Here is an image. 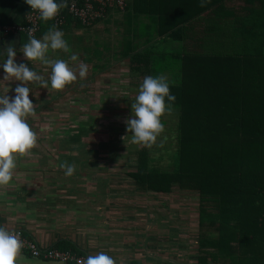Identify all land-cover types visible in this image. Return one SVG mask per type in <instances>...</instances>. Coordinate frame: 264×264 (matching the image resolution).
<instances>
[{
	"label": "crops",
	"instance_id": "crops-1",
	"mask_svg": "<svg viewBox=\"0 0 264 264\" xmlns=\"http://www.w3.org/2000/svg\"><path fill=\"white\" fill-rule=\"evenodd\" d=\"M128 1L129 7L124 12L114 11L89 28L69 30L71 36L78 35L79 46L70 53L61 54L58 50L55 57L63 55L62 59L68 60L71 54H76L78 60L71 63L76 67L80 62L87 64L88 74L84 80L78 79L63 89L77 92L78 97L64 98V103L74 108L66 115L52 113L53 121L71 117L95 126L103 120L117 118L113 121L124 122L125 131L121 133H128L125 121L132 115L131 103L145 76H165L176 81L185 74V67L187 71L198 64L200 67L208 57L238 58L245 72L240 90L248 85L255 90L256 98L249 107L255 110L259 107L258 94L264 91L261 77L264 0H210L204 7L200 6V0ZM29 9L25 0H0V25L24 21ZM13 41L17 62L23 63L22 39L0 36V49L6 51L7 44ZM183 58L188 60L184 62ZM252 58L256 59L254 65H248ZM25 62L34 63V68L35 64H42L26 58ZM3 76L0 69V80ZM20 83L12 85L16 87ZM38 85L35 90L40 88ZM8 86V80L0 81V96L16 95L9 94ZM51 90V101L65 94H61L62 90ZM31 96L36 105L29 122L33 121L32 116L40 115L44 106L38 97L36 100L32 93ZM87 123L82 125L80 133H49L44 139L38 137L43 149L37 144L29 154L18 158L13 181L0 186L2 224L10 230L22 229L47 248L54 247L61 239H70L87 257L103 251L116 264H172L167 257L174 245L170 246L169 240L166 242L168 235L152 232V227L142 225L144 221L140 220L145 216L143 213L150 217L151 210L133 208L134 194L146 191L139 190L130 176L121 177L123 180L118 184L129 181L134 185L132 189H115L111 187L114 183H109L110 178L99 177L104 171L100 170L102 164L107 166L119 150H114L112 143L108 147L100 146L99 130L88 128L84 133ZM68 135H78L79 139L73 144H60V139ZM143 149L135 151L138 158ZM65 161L77 165L71 177L58 167ZM152 202L148 204H157ZM199 241L195 244L196 255L191 258L193 264H198ZM22 264L65 263L32 258L22 252Z\"/></svg>",
	"mask_w": 264,
	"mask_h": 264
},
{
	"label": "trees",
	"instance_id": "trees-1",
	"mask_svg": "<svg viewBox=\"0 0 264 264\" xmlns=\"http://www.w3.org/2000/svg\"><path fill=\"white\" fill-rule=\"evenodd\" d=\"M128 7L127 0V7L116 11L124 12ZM51 25H55L53 20L42 21L34 37L42 39ZM55 26L65 33L71 51H75L79 37L71 36L69 30L84 26L70 16L67 24ZM28 37L18 38L23 44ZM57 52L48 55L51 59H62L63 55L55 57ZM187 60L183 58L184 62ZM238 61V58L208 57L200 67L198 64L189 71L184 68L185 74L174 80L176 86L171 88L177 97L172 111L173 129L179 133L175 162L163 166L162 157H153L144 148L137 168L127 173L139 190L199 200L198 264H264V91L258 94L259 107L256 110L249 107L256 93L249 85L240 90L245 72ZM255 61L252 58L248 65H254ZM261 77L264 84V67ZM75 123L79 120L59 119L57 123L54 121V128L62 133H80L75 132ZM102 123L94 129L100 132V146L108 147L111 138L124 136L121 133L124 129L111 133L116 122ZM78 139V135H68L60 139V144H73ZM52 248L87 257L70 239H61Z\"/></svg>",
	"mask_w": 264,
	"mask_h": 264
},
{
	"label": "clouds",
	"instance_id": "clouds-1",
	"mask_svg": "<svg viewBox=\"0 0 264 264\" xmlns=\"http://www.w3.org/2000/svg\"><path fill=\"white\" fill-rule=\"evenodd\" d=\"M207 2L210 0H200V6L204 7ZM25 3L30 6L31 12L38 13L40 19L46 23L54 20L61 10L70 7V0H25ZM57 50L71 52L65 33L55 25L49 27L42 39L35 38L29 32L28 42L22 44L20 51L26 60L39 61L51 67L50 76L45 79L32 65L30 67L26 63L17 62L14 41L7 44L6 51L0 49V69L4 72L0 81L12 77L21 82L15 88L14 97L0 96V186L9 185L13 181L18 158L29 154L38 144V134L28 121V117L35 113L36 105L29 98L30 93L34 99L38 98L26 86V82H38L41 88L45 89L50 86L54 90H63L78 79L84 80L87 77V64L80 62L76 67L71 63L78 60L76 54H71L68 60L51 59L48 53ZM175 86L176 82L165 76L150 75L143 78L135 101L131 103L132 115L125 121L126 131L131 133V143L147 148L157 144L165 127L163 117L174 110L177 97L172 94L171 88ZM128 137L129 135H126L122 139L125 141ZM58 167L64 170L67 177L73 176L77 169L76 164L67 161L61 162ZM14 230L0 225V264H22L24 244L19 233ZM84 264H116V260L101 251L89 255Z\"/></svg>",
	"mask_w": 264,
	"mask_h": 264
},
{
	"label": "rangeland",
	"instance_id": "rangeland-1",
	"mask_svg": "<svg viewBox=\"0 0 264 264\" xmlns=\"http://www.w3.org/2000/svg\"><path fill=\"white\" fill-rule=\"evenodd\" d=\"M23 59L24 60H22V62L24 61L23 63H26L25 58ZM29 65L33 66L34 63H30ZM35 65L37 66H35L34 70L37 71L38 74L44 76L45 79H48L51 73V69L49 68V66L42 64ZM8 83L9 94L13 95L15 93L16 87H14L12 84L19 83V81H15L14 78L9 77ZM37 84L39 83L28 82L26 86L36 94L40 101H43L44 106L43 108H41L40 115L32 116L33 121L29 123L31 127L37 132L38 137L44 139V137H46V135L49 133H51V135L52 133H56V131L58 133H62L54 128V118H52V113L66 115L68 112H70L74 107L66 105L64 103V98L78 97V93L75 91L74 93H70L68 90H62L61 94H63V92H65V94L62 95L59 99L51 101L49 100L51 99L50 95L52 94V90L50 89V87L49 89L41 88L39 84L38 86H40V88H36L35 90ZM29 98H32L31 93ZM48 101L51 103L46 104ZM107 109L110 111L113 110L112 107H107ZM164 119V131L158 138L157 144L153 145L151 148H147L141 144L131 143V133L123 134L124 136L129 135V137L125 141L122 139V137L124 136L118 137L120 138L121 142L118 141L117 137L111 138L110 141L113 146L112 148H114V150L118 149L119 151H117L118 154L115 155L114 159L108 161L107 166L102 164V169L100 170L104 171L99 175V177L110 178L109 183H114V185L111 187L115 189H126L127 187L132 189L134 185L131 186V182L128 181L123 183L125 185H123L122 183L118 184V182L122 181V178H126L128 176L127 173L137 168L136 162L138 160V156L135 151L140 150V148L147 149L153 157H162L163 159L161 160L163 164L161 165L163 166H167L169 163H174L177 155L176 152L178 150L177 136L179 133H177V131H174L175 129H173L175 121L173 114L165 115ZM113 120L114 119L112 118L103 120L102 125H108ZM88 124L93 126L92 123ZM68 125L71 126V123H69ZM75 125V132H80L82 125L79 123H75ZM102 125L101 128H103ZM123 125L124 123H122V121H120L116 125L113 124V126L111 127V133H119L121 129L125 130ZM98 127L100 126L98 125ZM119 142L120 144L118 145ZM161 143L163 144L162 147L160 146ZM38 147L40 149H43L41 143L38 144ZM152 201H155V203L157 204L155 206L149 205V202L153 204ZM132 203L135 204L133 207L134 209L139 208L145 209L146 211L151 210L150 217H147V213H143L145 216H142V218L140 219H143L144 221L142 225L146 227L151 226L152 229L150 230L152 232L154 231L155 233L159 234L166 233L168 235L165 239L166 242L169 240V245H174V250L168 251L167 258L169 259V262H171L172 264H193V255L197 252L195 244L200 239V230L198 229V222L200 220V211L198 208V203H200L199 200H197L195 197L190 196H186L185 198L174 194L160 195L148 192H138L134 194ZM139 215L142 214L139 213ZM161 216L162 218H160ZM147 218L151 221L147 222Z\"/></svg>",
	"mask_w": 264,
	"mask_h": 264
},
{
	"label": "built area",
	"instance_id": "built-area-1",
	"mask_svg": "<svg viewBox=\"0 0 264 264\" xmlns=\"http://www.w3.org/2000/svg\"><path fill=\"white\" fill-rule=\"evenodd\" d=\"M126 7L127 0H73L68 10L66 12L61 11L53 21L57 26H64L67 24L68 17L70 16L84 27H92L98 21L105 19L109 13L118 9L124 10ZM31 11L30 8L22 22L11 25H0V36H29V32H31L32 36H35L41 29L42 20L38 13ZM0 225H2L1 219ZM14 231L19 233L23 241L24 247L22 252L33 258L65 264H77L78 261L79 264H84L86 260V257L78 256L71 252L52 247H43L37 240L27 236L21 229H15Z\"/></svg>",
	"mask_w": 264,
	"mask_h": 264
},
{
	"label": "water",
	"instance_id": "water-1",
	"mask_svg": "<svg viewBox=\"0 0 264 264\" xmlns=\"http://www.w3.org/2000/svg\"><path fill=\"white\" fill-rule=\"evenodd\" d=\"M87 122H79V124H81V125H85ZM88 124V123H87ZM89 125V124H88ZM85 128H89V129H91V128H93V129H95L96 128V124H95V126H91V125H89L88 127H85Z\"/></svg>",
	"mask_w": 264,
	"mask_h": 264
}]
</instances>
